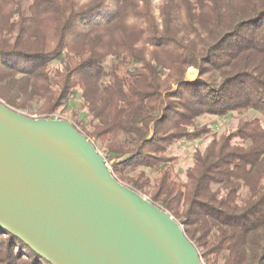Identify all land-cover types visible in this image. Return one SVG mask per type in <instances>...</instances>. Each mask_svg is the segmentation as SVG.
Segmentation results:
<instances>
[{"label":"trees","instance_id":"1","mask_svg":"<svg viewBox=\"0 0 264 264\" xmlns=\"http://www.w3.org/2000/svg\"><path fill=\"white\" fill-rule=\"evenodd\" d=\"M76 88L91 117L81 133L204 264H264V0H0L1 101L39 103L47 119ZM247 111L259 117L195 152L185 181L173 176L167 150L208 133L199 117ZM0 264L48 263L0 228Z\"/></svg>","mask_w":264,"mask_h":264},{"label":"water","instance_id":"2","mask_svg":"<svg viewBox=\"0 0 264 264\" xmlns=\"http://www.w3.org/2000/svg\"><path fill=\"white\" fill-rule=\"evenodd\" d=\"M0 228L48 264H204L166 211L65 119L0 100Z\"/></svg>","mask_w":264,"mask_h":264},{"label":"rangeland","instance_id":"3","mask_svg":"<svg viewBox=\"0 0 264 264\" xmlns=\"http://www.w3.org/2000/svg\"><path fill=\"white\" fill-rule=\"evenodd\" d=\"M86 0H81L84 2ZM159 0H154V5L157 6ZM28 2H23L22 7H26ZM113 62L112 58H107L105 60V67H109ZM60 62H55L50 64L49 68L52 70L54 68L60 67ZM189 70H193L195 73L193 76L190 75ZM197 76V71L193 68H189L185 73V78L192 82ZM1 100V99H0ZM39 103L33 102L27 104L25 108L17 109L18 112L23 113L32 117H39L38 109ZM57 119H65L70 122L76 129L80 132L82 126L85 127L86 132L92 131V126H90L91 117L88 113V109L83 102L81 97V92L78 88L74 89L73 93L70 95L68 101L52 116ZM254 117H259L257 113L252 111L247 112H232L225 116L218 117L213 115H203L199 117L196 121V126L198 128H206L208 130L207 134L202 135L197 140H187L181 139L175 141L167 150L166 155L172 157L174 160L172 162L173 176L181 181H185L186 170L192 165V157L195 152H203V150L210 144L213 139L218 138L221 134H228L235 130L237 123L240 119L249 120ZM94 124L96 122H93ZM93 140V137L88 139ZM120 143H128L126 139L120 137ZM102 156H105L106 152L103 148L97 149ZM148 178L153 181L156 176V172L152 170H145ZM124 185L132 188L131 185L126 181H121ZM146 199L149 200V192L140 193ZM203 261V260H202ZM212 262V256H211ZM224 258L220 257L216 264H224Z\"/></svg>","mask_w":264,"mask_h":264},{"label":"bare ground","instance_id":"4","mask_svg":"<svg viewBox=\"0 0 264 264\" xmlns=\"http://www.w3.org/2000/svg\"><path fill=\"white\" fill-rule=\"evenodd\" d=\"M189 73L191 76H193L195 72L193 70H189Z\"/></svg>","mask_w":264,"mask_h":264},{"label":"built area","instance_id":"5","mask_svg":"<svg viewBox=\"0 0 264 264\" xmlns=\"http://www.w3.org/2000/svg\"><path fill=\"white\" fill-rule=\"evenodd\" d=\"M47 119H57V118H55V117H49V118H47ZM90 141V140H89ZM91 142V141H90ZM104 157V156H103ZM108 167H109V165H108ZM109 169H110V167H109Z\"/></svg>","mask_w":264,"mask_h":264}]
</instances>
